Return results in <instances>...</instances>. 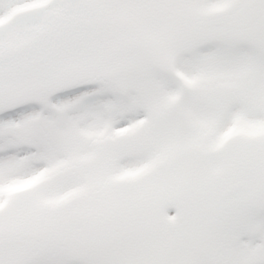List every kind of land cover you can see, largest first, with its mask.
I'll list each match as a JSON object with an SVG mask.
<instances>
[{
    "label": "snow or ice",
    "instance_id": "obj_1",
    "mask_svg": "<svg viewBox=\"0 0 264 264\" xmlns=\"http://www.w3.org/2000/svg\"><path fill=\"white\" fill-rule=\"evenodd\" d=\"M0 264H264V0H0Z\"/></svg>",
    "mask_w": 264,
    "mask_h": 264
}]
</instances>
